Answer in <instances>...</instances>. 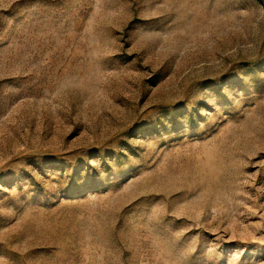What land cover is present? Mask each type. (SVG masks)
<instances>
[{"label": "rangeland", "instance_id": "rangeland-1", "mask_svg": "<svg viewBox=\"0 0 264 264\" xmlns=\"http://www.w3.org/2000/svg\"><path fill=\"white\" fill-rule=\"evenodd\" d=\"M0 264H264V0H0Z\"/></svg>", "mask_w": 264, "mask_h": 264}]
</instances>
